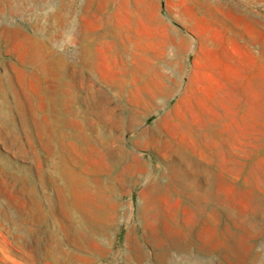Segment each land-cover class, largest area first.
<instances>
[{
    "label": "rangeland",
    "instance_id": "374dc122",
    "mask_svg": "<svg viewBox=\"0 0 264 264\" xmlns=\"http://www.w3.org/2000/svg\"><path fill=\"white\" fill-rule=\"evenodd\" d=\"M0 264H264V0H0Z\"/></svg>",
    "mask_w": 264,
    "mask_h": 264
},
{
    "label": "bare ground",
    "instance_id": "6f19581e",
    "mask_svg": "<svg viewBox=\"0 0 264 264\" xmlns=\"http://www.w3.org/2000/svg\"><path fill=\"white\" fill-rule=\"evenodd\" d=\"M25 36H28V34H25V33H23ZM37 47V46H36ZM32 50V49H31ZM95 55V54H94ZM5 79V78H4ZM7 81V80H6ZM93 82V81H92ZM64 83V82H63ZM94 83V82H93ZM67 84V83H66ZM7 85V84H6ZM94 85V84H93ZM94 97V95L91 97V99H90V101H91V106L94 108V109H98V107H97V105H96V103H94L93 102V100H92V98ZM88 100V99H87ZM89 102V101H88ZM57 144V143H56ZM55 144V145H56ZM56 149H58V148H56ZM53 181H55L56 183H57V179L56 178H54L53 179ZM82 181H83V179H82ZM62 191H64V190H66L65 189V187H63L62 186V189H61ZM79 205V204H78ZM75 202L73 201V200H71V201H67L66 202V209H67V214L69 215V218H70V220H71V224H73L74 225V223L76 222V209H75ZM53 215V217H55V218H57V216H56V213H53L52 214ZM55 235H56V233H54Z\"/></svg>",
    "mask_w": 264,
    "mask_h": 264
}]
</instances>
